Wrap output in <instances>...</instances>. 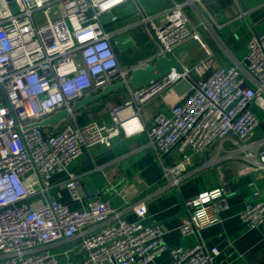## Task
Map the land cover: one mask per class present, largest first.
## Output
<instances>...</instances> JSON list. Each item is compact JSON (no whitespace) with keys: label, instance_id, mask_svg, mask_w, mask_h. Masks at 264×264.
Returning <instances> with one entry per match:
<instances>
[{"label":"built area","instance_id":"1","mask_svg":"<svg viewBox=\"0 0 264 264\" xmlns=\"http://www.w3.org/2000/svg\"><path fill=\"white\" fill-rule=\"evenodd\" d=\"M129 1L0 0V264H154L165 252L171 256L169 264H213L218 248L209 250L202 242L169 247L162 226L119 219L120 212L107 202L71 210L49 198L56 173L67 172L97 145L112 147L121 136L146 134L162 164L173 152L183 154L185 161L189 151L203 154L216 143L230 141L236 156L264 170V137L255 139L262 122L256 106L264 107V34L250 39L246 69L214 67L207 48L193 67L183 65V73L172 70L133 90L131 72L122 67L114 33L107 29L119 19L116 10ZM194 1L174 4L156 21L149 19L164 46L156 58L166 51L176 54L191 41L204 47L185 12ZM193 72L198 79L184 99L169 114L159 112L149 126L144 124L143 107ZM119 82L126 83L131 99L112 109L109 122L79 125L78 112L71 111L75 102ZM63 110L70 112L63 128L38 125ZM184 161L164 166L165 177L179 175ZM66 186L73 201L82 200L80 178L70 176ZM225 194L220 186L190 198L182 235L217 224ZM42 197L45 204L31 207ZM137 213L146 216L145 206L137 207ZM240 219L249 231L264 227V200L249 204ZM76 238H81L79 246L69 252L84 255L81 261L70 259L69 252V259L61 260L51 251L55 244Z\"/></svg>","mask_w":264,"mask_h":264},{"label":"crops","instance_id":"2","mask_svg":"<svg viewBox=\"0 0 264 264\" xmlns=\"http://www.w3.org/2000/svg\"><path fill=\"white\" fill-rule=\"evenodd\" d=\"M186 2L188 0H130L116 10L119 19L108 24L107 29L114 33L112 41L124 69L131 72L144 62L156 60L161 48L150 35L146 22L156 21L166 9ZM185 12L204 44L203 47L191 41L180 46L176 55L183 54L181 62L185 67H193L204 58L207 48L212 53L214 67H248L249 41L255 35L264 34V0H196L185 6ZM197 79V73L193 72L190 78L183 80L191 86ZM178 83L143 107L144 124L149 126L159 112L169 114L171 108L184 99L188 92L180 94ZM130 99L131 92L125 86L79 109L78 123L84 126L92 121L109 122L112 109L123 106ZM256 109L262 122L255 139L264 137V107L257 104ZM67 123L66 119L50 127L59 130ZM234 151L230 141L219 142L203 154L187 152L189 158L185 161L183 154L173 152L164 157L162 164L149 146L146 134L121 136L114 140L112 147L97 145L74 160L67 172L56 173L49 198L68 204L71 210L89 209L95 201L107 202L120 212L119 219L162 226L164 241L169 247H192L202 242L209 250L218 248L220 255L213 264H264V227L249 231L240 219L249 204L264 200V170H255ZM182 160L181 173L171 174L167 179L164 166L173 168ZM70 176L81 180V201H73L70 197L66 186ZM176 180L179 182L175 183ZM220 186L226 188L218 207L220 221L198 234L183 236L180 228L190 215L187 201ZM112 188L116 189L114 193L108 190ZM46 202L47 198L42 197L32 201L31 207L38 208ZM140 205L147 210L144 217L137 213ZM80 241L81 238H76L59 242L51 251L61 260L81 261L84 255L69 252L77 248ZM170 262L171 256L165 252L154 264Z\"/></svg>","mask_w":264,"mask_h":264},{"label":"water","instance_id":"3","mask_svg":"<svg viewBox=\"0 0 264 264\" xmlns=\"http://www.w3.org/2000/svg\"><path fill=\"white\" fill-rule=\"evenodd\" d=\"M12 1V0H9ZM147 18V17H146ZM146 27L154 39V41L160 46L161 49H164V46L160 42L156 31L153 28L152 22L148 20L146 22ZM247 64H249L247 62ZM172 70H176L179 73L184 72L183 64L176 54L166 51L164 55L159 56L153 63L148 64L146 67H137L131 71L130 78L128 83L134 89H143L153 82L162 79L164 76L168 75ZM126 86L125 82H119L110 86H106L103 91L97 95H89L81 101L75 102L71 108L72 112H76L81 108H85L91 103L97 102L98 100L107 97L111 93L123 88ZM69 110L60 111L53 116L43 120L38 123L41 127L55 126L60 124L62 121L69 118Z\"/></svg>","mask_w":264,"mask_h":264},{"label":"rangeland","instance_id":"4","mask_svg":"<svg viewBox=\"0 0 264 264\" xmlns=\"http://www.w3.org/2000/svg\"><path fill=\"white\" fill-rule=\"evenodd\" d=\"M105 19H109V16L106 17ZM177 86H178L177 91L180 94H186L187 92L190 91V87H191L187 80L180 81ZM254 110H255V108H254Z\"/></svg>","mask_w":264,"mask_h":264},{"label":"clouds","instance_id":"5","mask_svg":"<svg viewBox=\"0 0 264 264\" xmlns=\"http://www.w3.org/2000/svg\"><path fill=\"white\" fill-rule=\"evenodd\" d=\"M203 213H201V215H202Z\"/></svg>","mask_w":264,"mask_h":264}]
</instances>
